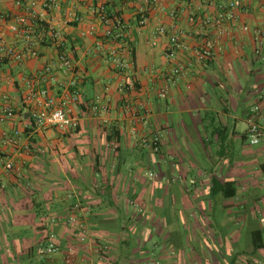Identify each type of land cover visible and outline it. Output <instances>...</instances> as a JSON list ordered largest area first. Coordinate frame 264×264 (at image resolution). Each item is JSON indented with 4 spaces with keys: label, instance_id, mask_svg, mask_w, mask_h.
Returning a JSON list of instances; mask_svg holds the SVG:
<instances>
[{
    "label": "crops",
    "instance_id": "0c3cea01",
    "mask_svg": "<svg viewBox=\"0 0 264 264\" xmlns=\"http://www.w3.org/2000/svg\"><path fill=\"white\" fill-rule=\"evenodd\" d=\"M58 1L51 11L36 7L58 38L39 30L36 57L18 62L5 57L1 43L27 48L8 29L23 9L0 0L8 15L0 22V109L7 103L15 113L0 126V155L26 160L21 178L0 168V264H63L67 254L72 264H264V141L251 145L247 135L255 107L264 131V0H238L218 40L213 28L196 31L235 0H158L156 10L143 0ZM159 26L166 34L154 37ZM206 42L212 55L198 62L193 51ZM62 52L74 73L41 79ZM72 79L82 98L70 106L78 130L34 129L35 102L26 93L45 88L63 100ZM97 96L108 110L92 114L88 105ZM15 130L17 146L6 144ZM152 136L158 152L144 145ZM25 144L29 157L16 152ZM74 213L86 225L85 242L68 222ZM154 213L161 216L160 243L148 248ZM168 222L187 229L175 246ZM50 232L61 250L38 260Z\"/></svg>",
    "mask_w": 264,
    "mask_h": 264
},
{
    "label": "built area",
    "instance_id": "2783aa9c",
    "mask_svg": "<svg viewBox=\"0 0 264 264\" xmlns=\"http://www.w3.org/2000/svg\"><path fill=\"white\" fill-rule=\"evenodd\" d=\"M13 4L23 9V14L18 17L13 23L8 24V29L16 35H22L25 41L28 43L25 51H18L12 45H6L4 42L1 43V49L5 57L14 59L15 61L21 62L27 57H36L37 52L34 49V37L37 32L44 29L45 25L42 24V14L36 11L37 5H41L44 10L51 11L58 7V0H12ZM149 9L156 10L159 8L158 0H143ZM240 6V2L235 0L231 2L228 6H221L218 13L214 17H205L200 23V28L196 31V34L203 32L205 28H213L217 32L216 39H220V36L225 32V24L228 20L233 19L234 16L231 13V9ZM98 14L100 19L104 22L108 21L106 10L104 7L98 9ZM173 16V13L170 14ZM145 16L140 15V24L145 22ZM75 21H79V18H75ZM193 22L194 19L192 18ZM0 22L7 23L8 15L0 11ZM46 30L52 39L58 38V32L50 26H47ZM94 31V26H91L88 33ZM166 34V29L163 26H159L154 31L155 36H161ZM181 31L174 30L170 35V42L174 46L179 45V36ZM106 36L112 38H118L121 35H114L111 31L107 30ZM212 43L206 42L203 46L195 49L193 51V56L198 62H202L208 59L211 55ZM260 54V59L264 63V54ZM173 53H170L172 56ZM60 70L64 73L73 74L74 73V62L69 57L67 53H60L58 55L57 61L48 63L40 71V78L44 81H52L54 72ZM1 80V79H0ZM28 86L31 85L30 82L27 83ZM125 88L121 85V89ZM165 91L160 93V96H164ZM26 100H34L35 109L31 112L30 118L32 121V127L37 130H47V129H57L61 132H74L79 128V119L72 115L71 104L78 103L82 101L81 95L76 89V81L74 79L70 80L65 87V97L63 100H58L51 96L47 89H30L25 96ZM4 100L6 98L4 97ZM89 111L92 114H97L101 112H106L108 107L102 102V98L97 96L93 102L88 105ZM259 108H254V115L248 119V139L251 145L259 144L264 141V131L259 126L256 121V115ZM15 116L14 110L6 103L0 109V126L13 120ZM20 131L15 130L12 135L6 137L5 143L13 146H17V140L20 136ZM144 145L149 147L153 152H158L159 150V138L157 136H152L148 139L143 140ZM20 149V150H19ZM16 152L19 156L29 157L31 153V147L28 144L18 147ZM26 164V160L23 158L19 162L15 161L12 157L5 155H0V168L4 170L6 174L12 175L16 178H21L23 174V168ZM1 182V180H0ZM0 188L2 185L0 184ZM75 211L82 210L80 204H75L72 208ZM80 216L76 213L71 214L68 222L74 226L78 232V239L80 242H85L87 240V229L84 222L79 220ZM60 244L57 243V237L54 232H50L47 237V242L43 246H39L36 251V257L38 260H46L53 257L55 254L60 252ZM73 259L71 254H67L64 258L63 264H72ZM159 264V263H155Z\"/></svg>",
    "mask_w": 264,
    "mask_h": 264
},
{
    "label": "rangeland",
    "instance_id": "374dc122",
    "mask_svg": "<svg viewBox=\"0 0 264 264\" xmlns=\"http://www.w3.org/2000/svg\"><path fill=\"white\" fill-rule=\"evenodd\" d=\"M151 171L150 174H149V179L151 181L155 180L157 178V174H158V170L155 169V167H152L150 169ZM153 218L150 222L152 223L151 226L153 229V233H152V239L149 240L147 243H146V246L148 248H152L154 246L155 243H160V239L158 238L157 236V231L159 229V222L161 221V216L158 214V213H154V215L151 217ZM179 223H175V222H168V227L167 228V231L169 232L168 233V238L170 240V243L172 244V246H175V243L177 244L178 241H180V239L176 236V234L178 235L179 232H182L183 234H186L187 233V229L186 228H183V229H179L178 227H182L180 224L178 225Z\"/></svg>",
    "mask_w": 264,
    "mask_h": 264
},
{
    "label": "trees",
    "instance_id": "16d2710c",
    "mask_svg": "<svg viewBox=\"0 0 264 264\" xmlns=\"http://www.w3.org/2000/svg\"><path fill=\"white\" fill-rule=\"evenodd\" d=\"M261 171H262V174H263V176H264V164L261 165ZM256 246H257V245H256ZM258 246H261V244H259ZM258 246H257V247H258Z\"/></svg>",
    "mask_w": 264,
    "mask_h": 264
}]
</instances>
